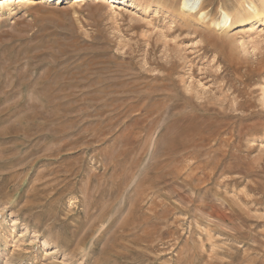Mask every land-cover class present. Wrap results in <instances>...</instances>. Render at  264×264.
I'll return each instance as SVG.
<instances>
[{
  "label": "rangeland",
  "instance_id": "374dc122",
  "mask_svg": "<svg viewBox=\"0 0 264 264\" xmlns=\"http://www.w3.org/2000/svg\"><path fill=\"white\" fill-rule=\"evenodd\" d=\"M70 1L0 16V264H264V21Z\"/></svg>",
  "mask_w": 264,
  "mask_h": 264
},
{
  "label": "bare ground",
  "instance_id": "6f19581e",
  "mask_svg": "<svg viewBox=\"0 0 264 264\" xmlns=\"http://www.w3.org/2000/svg\"><path fill=\"white\" fill-rule=\"evenodd\" d=\"M16 1L21 2L23 4H30V3L36 2V0H0V16L5 11L14 10V4ZM72 1L73 0H71L69 3H72ZM113 1L124 3L126 1L128 2L129 0H113ZM136 1L138 2V0ZM43 2H46V1H43ZM177 14H178V17H180L181 22L184 23L186 26L191 27L193 23H199V25L200 24L204 25L202 26L204 27L203 29H207L213 32L216 31V32H223V33L228 34L233 30L234 25H236L238 22L243 21L242 19L246 17H249V18L251 17L252 20L258 19L259 21H264V0H251V4L249 3L241 4L232 13H230L229 10H227L226 8L222 7L220 8L219 19H215V17L210 15L208 8L205 6L204 0H181L179 1ZM245 15H248V16L244 17ZM258 31H259L258 29L252 30L253 34L254 33L256 34V32ZM259 33L260 32H258V34ZM261 88H262V93L264 94V82L261 85Z\"/></svg>",
  "mask_w": 264,
  "mask_h": 264
}]
</instances>
